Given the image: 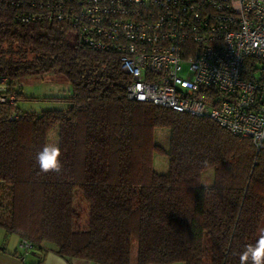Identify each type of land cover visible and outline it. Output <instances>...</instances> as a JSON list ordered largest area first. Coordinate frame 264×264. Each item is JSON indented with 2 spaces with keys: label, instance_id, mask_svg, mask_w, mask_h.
<instances>
[{
  "label": "trees",
  "instance_id": "1",
  "mask_svg": "<svg viewBox=\"0 0 264 264\" xmlns=\"http://www.w3.org/2000/svg\"><path fill=\"white\" fill-rule=\"evenodd\" d=\"M119 57L64 24L18 21L0 3V79L15 98L0 104V227L30 246L23 259L12 255L42 264L49 244L67 261L240 264L264 228V148L210 118L127 99ZM51 71L71 84L68 106L21 112L15 82ZM53 126L63 168L43 173L36 154ZM156 127L170 130L168 151L153 141ZM153 152L168 156L166 173L153 169Z\"/></svg>",
  "mask_w": 264,
  "mask_h": 264
},
{
  "label": "built area",
  "instance_id": "2",
  "mask_svg": "<svg viewBox=\"0 0 264 264\" xmlns=\"http://www.w3.org/2000/svg\"><path fill=\"white\" fill-rule=\"evenodd\" d=\"M0 0L21 22L68 26L120 55L129 100L207 117L264 148V0ZM0 79V104L13 94ZM13 116H16L15 114ZM16 118V117H14ZM20 259L29 242L18 243Z\"/></svg>",
  "mask_w": 264,
  "mask_h": 264
},
{
  "label": "rangeland",
  "instance_id": "3",
  "mask_svg": "<svg viewBox=\"0 0 264 264\" xmlns=\"http://www.w3.org/2000/svg\"><path fill=\"white\" fill-rule=\"evenodd\" d=\"M14 88L22 94V98L16 102V106L20 111L37 115L45 110L65 109L69 104L67 100L72 94L71 84L61 74L52 71L36 76L29 75L21 77L15 82ZM57 130V126L49 129L46 135V143H58ZM169 139L170 130L167 127H156L154 129L153 141L162 146L165 151L169 149ZM152 167L158 173H166L168 169V156L165 153L153 152ZM212 179V169L208 168L204 170L201 177L202 186H210ZM73 195L74 205L81 209V211L86 212V203L80 190L76 189ZM85 221L86 216L83 213L82 223ZM5 234V231L0 227V244L5 239L7 247H13L16 240L15 236L11 235L6 238ZM136 247L137 242L133 238L131 245L132 254L136 251ZM10 253L12 255L13 252ZM32 256H27L25 264L33 261L34 257Z\"/></svg>",
  "mask_w": 264,
  "mask_h": 264
},
{
  "label": "clouds",
  "instance_id": "4",
  "mask_svg": "<svg viewBox=\"0 0 264 264\" xmlns=\"http://www.w3.org/2000/svg\"><path fill=\"white\" fill-rule=\"evenodd\" d=\"M233 6L242 7L241 0H234ZM264 138V132L258 134V139ZM61 148L58 143H46L42 149L36 154V163L43 173L56 172L59 173L63 164L61 162ZM259 239L255 245H247L242 253H240V264H264V228L260 230Z\"/></svg>",
  "mask_w": 264,
  "mask_h": 264
},
{
  "label": "crops",
  "instance_id": "5",
  "mask_svg": "<svg viewBox=\"0 0 264 264\" xmlns=\"http://www.w3.org/2000/svg\"><path fill=\"white\" fill-rule=\"evenodd\" d=\"M14 235L15 236V243L13 245V247L8 248L7 247V242L5 241V239L3 240V242L0 244V264H23L21 262V260H19L18 258L14 257L11 255L10 252H20V250L18 249V243H19V237L15 234H5V237L7 238L8 236ZM43 246L48 250L43 263L42 264H97L91 261H87V260H82V259H71L70 261H67L63 258H61L60 256H58L57 254H55L52 251V246L49 244H43ZM35 258V255L32 254ZM31 256V255H29ZM31 257V258H32ZM33 258V259H34ZM177 264H184V263H177Z\"/></svg>",
  "mask_w": 264,
  "mask_h": 264
}]
</instances>
